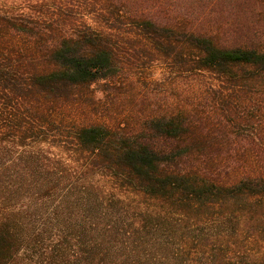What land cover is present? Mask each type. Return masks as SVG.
<instances>
[{"label":"trees","instance_id":"1","mask_svg":"<svg viewBox=\"0 0 264 264\" xmlns=\"http://www.w3.org/2000/svg\"><path fill=\"white\" fill-rule=\"evenodd\" d=\"M30 1L0 0V264H264L263 33L222 31L206 0H100L101 28ZM133 53L181 79L212 75L204 99L63 136L61 110L94 103L91 86ZM29 140L72 158L37 147L7 166L11 142ZM96 174L158 207H133Z\"/></svg>","mask_w":264,"mask_h":264},{"label":"rangeland","instance_id":"2","mask_svg":"<svg viewBox=\"0 0 264 264\" xmlns=\"http://www.w3.org/2000/svg\"><path fill=\"white\" fill-rule=\"evenodd\" d=\"M46 2L50 5H60L65 13L61 21L69 26V23L80 25L89 23L98 28L103 26L98 18L100 0H48ZM10 3L15 10H30L29 7L34 4L30 0H11ZM247 5L245 0H227V3L216 6L211 0H206L201 8H207L208 11L213 9L211 16L217 20V26L222 31L226 30L227 24L239 22L246 27L242 34H238L239 37L244 34L251 36V25H253L263 33L260 39L264 40V9L256 10L253 3ZM205 26L210 27L211 21H206ZM145 43L138 42L136 47L142 46L149 49V45ZM131 52H134V49ZM139 58L137 59L136 53L127 55V62L120 77L112 80L113 82L101 81L92 85L89 96L95 99L94 103L66 106L61 110L60 117L64 120V123H60L63 136L72 134L74 121L77 123L100 122L111 126L134 125L135 121L144 115L173 111L179 107L186 108L191 106V103L201 102L204 99L206 85L212 79V75L206 73L200 77V80L195 81L186 77L181 79L177 77L176 72L169 69L165 59H152L147 55L139 56ZM105 88L109 89L105 91ZM54 134L59 135V133ZM16 142H11L13 146L9 149L13 153L8 156L7 166H10L11 162L18 157V153L34 150L37 147L47 149L51 151V154L61 156L67 161L72 158L62 148L49 146L48 143H30L29 140L27 145H17ZM92 180L106 192L132 203L135 208L148 210L147 208L158 207V203L153 200H145L129 190L115 187L116 185L103 175L96 174Z\"/></svg>","mask_w":264,"mask_h":264}]
</instances>
